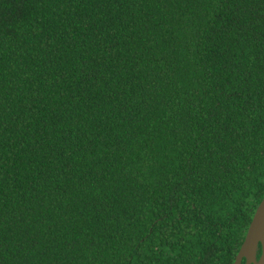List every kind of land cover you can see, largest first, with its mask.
Returning <instances> with one entry per match:
<instances>
[{
  "label": "trees",
  "instance_id": "obj_1",
  "mask_svg": "<svg viewBox=\"0 0 264 264\" xmlns=\"http://www.w3.org/2000/svg\"><path fill=\"white\" fill-rule=\"evenodd\" d=\"M263 199L264 0H0V264H234Z\"/></svg>",
  "mask_w": 264,
  "mask_h": 264
},
{
  "label": "water",
  "instance_id": "obj_2",
  "mask_svg": "<svg viewBox=\"0 0 264 264\" xmlns=\"http://www.w3.org/2000/svg\"><path fill=\"white\" fill-rule=\"evenodd\" d=\"M264 218V199L260 203L253 221L249 227L248 233L246 235L245 241L237 255L234 264H243L244 259H246L245 264H264V240L259 238V227L261 225L262 219ZM262 244L263 250L259 262L256 263L257 252L259 245Z\"/></svg>",
  "mask_w": 264,
  "mask_h": 264
},
{
  "label": "bare ground",
  "instance_id": "obj_3",
  "mask_svg": "<svg viewBox=\"0 0 264 264\" xmlns=\"http://www.w3.org/2000/svg\"><path fill=\"white\" fill-rule=\"evenodd\" d=\"M259 238L264 240V218L262 219L261 225L259 227Z\"/></svg>",
  "mask_w": 264,
  "mask_h": 264
},
{
  "label": "rangeland",
  "instance_id": "obj_4",
  "mask_svg": "<svg viewBox=\"0 0 264 264\" xmlns=\"http://www.w3.org/2000/svg\"><path fill=\"white\" fill-rule=\"evenodd\" d=\"M255 262L258 263L259 262V259L257 258Z\"/></svg>",
  "mask_w": 264,
  "mask_h": 264
}]
</instances>
